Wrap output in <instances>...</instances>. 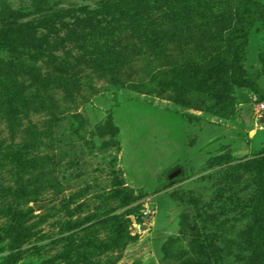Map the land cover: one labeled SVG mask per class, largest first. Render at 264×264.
I'll return each mask as SVG.
<instances>
[{
    "label": "rangeland",
    "instance_id": "1",
    "mask_svg": "<svg viewBox=\"0 0 264 264\" xmlns=\"http://www.w3.org/2000/svg\"><path fill=\"white\" fill-rule=\"evenodd\" d=\"M143 3L146 21L134 27L122 0H0V71L40 68L53 97L14 134L0 115V264H202L206 250L244 264L264 254L258 234L208 223L201 233L217 237L204 250L165 255L184 214L222 213L209 206L221 189L253 196L255 174L226 180L232 164L264 151V100L235 77L232 43L238 13L264 0ZM262 52L259 23L248 72ZM13 152L33 161L25 168ZM227 209L219 222L235 224Z\"/></svg>",
    "mask_w": 264,
    "mask_h": 264
},
{
    "label": "trees",
    "instance_id": "2",
    "mask_svg": "<svg viewBox=\"0 0 264 264\" xmlns=\"http://www.w3.org/2000/svg\"><path fill=\"white\" fill-rule=\"evenodd\" d=\"M122 1L125 3V5L132 7L128 16V20L132 21L134 27L136 24L143 25L146 21V13L142 12V5L144 4L143 0ZM120 6V4L117 5V7ZM178 18L179 17H171L169 20L177 25ZM122 20L123 19L120 18L116 21L121 23ZM259 23L264 24V6L262 5L257 6L254 4H249V6L244 11L238 13V19L236 21L235 31L233 33L234 37L232 48L235 54L232 70L235 74V77L239 78L243 83L250 86L254 93L264 100V89L259 84V80L264 77V52L259 55V63L261 66L260 70L258 69L252 74L248 72L243 66L248 59L250 36ZM89 24L92 25L91 22H89ZM117 30L119 31V29H112L109 34H114L115 32L117 34ZM138 38L142 42L144 35L139 33ZM83 39H87V37ZM36 41V44L38 43V45H36L34 48L32 47L31 49L36 51L37 54L39 51H42V47L44 46H39V43H42L41 37H39ZM122 55L123 53L118 55V57L122 58ZM11 67L15 68V63H12ZM32 70L33 71L22 72V75L19 76V78L24 76V73L26 74L25 76L29 78V84L31 83V86L34 85V87H36L34 94L27 93L29 88L26 87L25 81L19 79L16 73L13 75L11 68H8L5 72L0 71V115H2L10 125L11 132H13V134L17 128H20V123L23 121V119H28L29 115L34 110L49 108L53 105V97L52 95H49L51 93L49 90L52 88L50 80L44 79L45 77L41 73L40 68L32 67ZM31 128L34 131V135L32 137L34 140H37V135H39L37 127L33 126L32 124ZM12 155L15 158L20 156V159L17 161V163L25 164V168H27L26 164H30L33 161L32 159H27L28 155L25 153L13 152ZM34 162V165L37 167V169L46 174V170L48 168H41L39 166L44 164L43 161L35 159ZM226 172V180L232 183V186L240 185L242 183L243 174H255V176L253 175L254 177L251 181L254 183V188L250 185L251 191H253V196H250L248 199L241 198V196L238 195L240 193H233L229 196H226V190L221 189V192L216 195L215 200L209 204V206L215 211L221 210L222 213L220 215H218V212L209 214L206 210H202L200 208L194 209L191 215L184 214V216L181 218L180 232L175 235L168 244L165 254L166 259H169L171 255H175L176 251L179 250L186 251L191 249L194 251L196 248H198L199 251L200 249L204 250V248L207 247L202 246L205 244V240L212 241L215 236L217 237V235L209 236V234L205 235L201 233V227L207 226L206 224L208 223L209 225H214V229H217L222 233L239 231L237 237L248 235L249 237L253 238V235L258 234L262 237V239H264V151L258 156L241 160L236 164H232V166L228 168ZM242 191L244 190H241V192ZM175 200L177 201L180 199L176 197ZM218 204L219 209H217ZM226 209H232L233 212L239 216L229 221L230 223L234 222L235 224L231 225L228 223L227 225L223 220L219 222V218L226 216L227 213L224 212ZM244 220H246L247 223L238 229L239 227H237V224L240 223L242 225ZM187 241L188 243L186 244ZM210 249L212 250L213 247L211 246ZM215 256L216 255L214 253L213 255H209L208 250H206L205 254L200 253L199 258L202 260V264H221V262L222 264H227L225 263L227 261H225V259L219 258L218 261H215ZM241 262H244V264H264V254L257 252L251 257H244L241 259Z\"/></svg>",
    "mask_w": 264,
    "mask_h": 264
},
{
    "label": "water",
    "instance_id": "3",
    "mask_svg": "<svg viewBox=\"0 0 264 264\" xmlns=\"http://www.w3.org/2000/svg\"><path fill=\"white\" fill-rule=\"evenodd\" d=\"M40 207H41V205H37V207H36V208H37V209H40ZM142 228H144V227H142Z\"/></svg>",
    "mask_w": 264,
    "mask_h": 264
},
{
    "label": "built area",
    "instance_id": "4",
    "mask_svg": "<svg viewBox=\"0 0 264 264\" xmlns=\"http://www.w3.org/2000/svg\"><path fill=\"white\" fill-rule=\"evenodd\" d=\"M263 108H264V105H263Z\"/></svg>",
    "mask_w": 264,
    "mask_h": 264
}]
</instances>
